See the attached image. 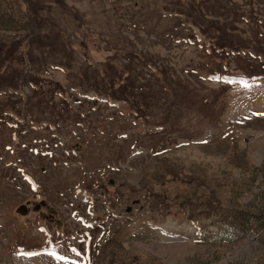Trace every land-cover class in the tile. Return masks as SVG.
Segmentation results:
<instances>
[{
  "label": "rangeland",
  "instance_id": "1",
  "mask_svg": "<svg viewBox=\"0 0 264 264\" xmlns=\"http://www.w3.org/2000/svg\"><path fill=\"white\" fill-rule=\"evenodd\" d=\"M198 20L247 48L213 58ZM16 41L60 113L0 92V264H264V0H0Z\"/></svg>",
  "mask_w": 264,
  "mask_h": 264
},
{
  "label": "trees",
  "instance_id": "2",
  "mask_svg": "<svg viewBox=\"0 0 264 264\" xmlns=\"http://www.w3.org/2000/svg\"><path fill=\"white\" fill-rule=\"evenodd\" d=\"M201 20V19H200ZM217 21H210V26L207 25V23H203L198 21H194L193 24L197 26V28L206 35L207 39L210 40V46L213 53H211L213 58L218 59H224L225 53L227 49H234L237 51H240L243 48H247L246 42L238 39H235L233 34L235 27L227 26V29H222V27L218 26ZM218 26V27H217ZM22 41L17 43H13L11 47H9L7 51L4 52V48H6L5 44H0V54L4 55L0 59V92L4 91L5 89H19L21 86L26 85L27 82H30L34 88L35 91V97L38 98V106H40V109H42V112H45L44 106L51 104L56 111V113H60L57 103L54 101L56 98L57 92L51 94L49 91H44V81L41 77H38L37 75L32 76H23V70L20 69V60L18 54L20 53V44ZM217 50H220L219 52H216ZM14 57L12 61L9 63V65H3L5 61L9 62L10 57ZM68 66V65H67ZM85 77L87 78V75L85 74ZM29 78V81L27 79ZM124 78L127 84L122 85L120 87L121 91H125L126 94L121 95V98H117L116 95H113L112 98L121 99L126 101L128 104H130V108L134 110L139 117L147 116L143 109L144 106H147L146 100H140L136 101L137 97L135 96L134 89V81L132 78L125 73L124 71L121 74L116 73V77H114L108 84H110V89L113 93V83L115 80ZM56 88L62 89L58 85L55 87H50V90L53 92ZM96 90L101 92L98 87H96ZM56 91V90H55ZM62 92V91H61ZM102 93V92H101ZM117 93V92H116ZM64 94V92L62 93ZM114 94V93H113ZM118 94V93H117ZM119 95V94H118ZM64 97V95H63ZM26 98V96L24 97ZM32 97H27L25 100V105L27 107L31 106L33 104ZM21 101H12L11 97H8L6 100V104H0V120L3 118L1 112H4V108H7L8 106H12V110L15 112H19L22 114V111L19 110V104ZM28 107V108H29ZM48 108V106L46 107ZM149 109V107H147ZM28 111V109H27ZM43 115V114H42ZM61 116V115H57ZM56 117V116H55Z\"/></svg>",
  "mask_w": 264,
  "mask_h": 264
},
{
  "label": "flooded vegetation",
  "instance_id": "3",
  "mask_svg": "<svg viewBox=\"0 0 264 264\" xmlns=\"http://www.w3.org/2000/svg\"><path fill=\"white\" fill-rule=\"evenodd\" d=\"M41 197H38V200L40 201L39 203H31L28 202V207L30 205H35V209L37 212H39L40 216L42 219L54 222L56 219V214L57 212L54 210H51V207L45 202L44 200H40Z\"/></svg>",
  "mask_w": 264,
  "mask_h": 264
},
{
  "label": "water",
  "instance_id": "4",
  "mask_svg": "<svg viewBox=\"0 0 264 264\" xmlns=\"http://www.w3.org/2000/svg\"><path fill=\"white\" fill-rule=\"evenodd\" d=\"M127 211L130 212L131 209L129 208V209H127ZM17 212H18L19 214H21L22 216H26V215H28L29 210L27 209V206H26V205H22V206H20V207L17 209Z\"/></svg>",
  "mask_w": 264,
  "mask_h": 264
}]
</instances>
